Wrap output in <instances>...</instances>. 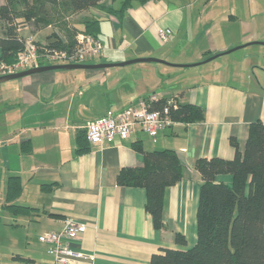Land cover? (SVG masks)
Listing matches in <instances>:
<instances>
[{
	"label": "crops",
	"instance_id": "0c3cea01",
	"mask_svg": "<svg viewBox=\"0 0 264 264\" xmlns=\"http://www.w3.org/2000/svg\"><path fill=\"white\" fill-rule=\"evenodd\" d=\"M120 1L102 3L116 9ZM261 3L147 0L132 2L120 16L95 7L75 14L100 19L103 48L93 63L153 56L190 64L247 42H264V29L256 19ZM157 27L171 28L172 34L162 41ZM40 31L19 29L22 37L43 42ZM57 36L64 38L60 32ZM261 58L264 44L257 42L193 66L55 69L0 85V223L13 230L7 241L12 247L22 242L30 246L26 256L10 252V259L19 254L30 259L22 264H53L48 244L38 235L61 229L68 218L87 224L82 238L71 246L93 258L78 264H149L151 255L163 247L190 248L197 239L202 183L195 162L200 157L233 158L235 149L242 151L245 145L249 124L264 122ZM152 93L198 105L204 109V120H174L155 136L135 127L128 138L116 136L103 144L87 140L86 149L77 150L87 119L121 110ZM157 149H174L182 163L181 178L164 189L160 228L146 210V189L117 184L122 168L143 166L144 152ZM12 175L21 185L14 203L32 207L27 212L4 207ZM216 180L231 184L232 176L218 174ZM22 227L21 234L14 232ZM177 233L185 236V243L176 241Z\"/></svg>",
	"mask_w": 264,
	"mask_h": 264
},
{
	"label": "trees",
	"instance_id": "16d2710c",
	"mask_svg": "<svg viewBox=\"0 0 264 264\" xmlns=\"http://www.w3.org/2000/svg\"><path fill=\"white\" fill-rule=\"evenodd\" d=\"M102 1L3 0L0 4V62L13 63L17 53L23 49L24 37L19 33L20 26L28 25L35 32L49 23L57 25L56 21L60 19L63 22L62 16L69 12L72 14L89 7L120 16L132 2L147 0H121L116 9L107 7ZM80 24L72 28L66 21L59 24L66 38L56 37L49 41L48 46L69 49L74 45V36L78 31L98 37L100 19L84 17ZM44 64L50 63L38 61L34 66ZM165 105L166 99L152 104L155 108ZM169 108L171 118L176 121L189 123L204 120V109L196 104L178 102L177 108ZM77 140V150H85V131ZM144 157L143 166L122 168L117 175V184L146 189V210L150 212L154 226L160 228L164 226V189L181 178L182 163L174 149L146 151ZM195 168L202 177L196 212V242L187 249L163 247L151 255L149 264H264V122L256 119L249 124L245 145L242 151L235 149L233 158L200 157L195 162ZM218 174H231V184L216 180ZM20 190L19 178L9 176L4 207L13 213L27 212L32 208L14 203ZM175 239L179 243L186 241L180 233ZM11 259L10 264L30 260L19 254H14Z\"/></svg>",
	"mask_w": 264,
	"mask_h": 264
},
{
	"label": "built area",
	"instance_id": "2783aa9c",
	"mask_svg": "<svg viewBox=\"0 0 264 264\" xmlns=\"http://www.w3.org/2000/svg\"><path fill=\"white\" fill-rule=\"evenodd\" d=\"M156 30L162 41L172 34V29L168 27H157ZM74 40V45L69 49H60L50 48L48 43L38 44L31 36H26L23 49L17 53L16 60L11 64L0 62V74L27 69L38 61L50 64L87 63L98 57L102 51V41L91 34L78 31ZM159 101L157 93L140 96L136 104H130L118 111L108 110L99 117L87 119L81 127L87 140L93 144L109 143L116 136L128 138L135 127L155 136L159 129L168 127L174 121L170 116L169 106L174 109L178 106V102L171 97L166 99L164 107H152L153 103ZM86 228L85 222L68 218L61 229L40 233L38 240L48 244L53 264H78L93 258V255L71 246L72 241L82 238Z\"/></svg>",
	"mask_w": 264,
	"mask_h": 264
},
{
	"label": "rangeland",
	"instance_id": "374dc122",
	"mask_svg": "<svg viewBox=\"0 0 264 264\" xmlns=\"http://www.w3.org/2000/svg\"><path fill=\"white\" fill-rule=\"evenodd\" d=\"M230 1H232V0H225V4L227 2H230ZM260 1H262V3H261V5L258 8L259 12L257 13L256 19L261 22L260 27L264 29V3H263L264 0H260ZM90 17H95V16H90ZM62 18L64 20L63 22L66 21L71 28L73 27V25L80 26L81 25L80 21L84 20V17L83 18H81V17L80 18H78V17L76 18V14L75 13L71 14L70 12L65 14V16H62ZM60 20L56 21V22H58L57 25H51L50 24L51 27L48 26V25L41 26V27H43V29L41 28V31L39 32V36H40V39L43 42H40V43H46L48 41L49 37H53L55 39L56 37H58L57 33L59 34V32L62 35H64L62 29L60 28L61 26L59 25V24H62L63 22H60ZM17 21H19V20H17ZM54 26H58L57 27L58 31H56ZM26 27H28L29 29L32 30V28L30 26H28V25L27 26H25V25L20 26L21 29L22 28H26ZM64 38H66V37H64ZM220 57H225V54H224V56L222 55ZM257 60H258V58L254 59L253 63H254L255 66H258V64H260V63L256 62ZM93 61L94 60L88 61L87 63L93 62ZM263 61H264V59L261 58V62H263ZM137 65H140V66L144 65V66H148V67L151 66V65L152 66H157V65L158 66L159 65L163 66V64L154 63V62H150V63L135 62V63H131V64H127V65L121 66V67L118 66L117 68L118 69H122V70L123 69L128 70L129 68L136 67ZM0 75H4V74H0ZM14 81L15 80H8V82L7 81L0 82V85L4 86V85H7V83H12ZM22 230H23V227L18 229V230H15L14 232L21 234ZM9 232H13V230L10 229V226H8L5 222L0 223V264H10L11 263V259H10V254L11 253L10 252H20V254L24 255V254H28L29 251H30V246L27 245L26 242H22V244L17 246V247H12L11 242H7L9 240V238H8ZM24 256H26V255H24Z\"/></svg>",
	"mask_w": 264,
	"mask_h": 264
},
{
	"label": "water",
	"instance_id": "95a60500",
	"mask_svg": "<svg viewBox=\"0 0 264 264\" xmlns=\"http://www.w3.org/2000/svg\"><path fill=\"white\" fill-rule=\"evenodd\" d=\"M262 43L264 42L261 41H253V42H247L238 46H235L233 48L227 49L226 51H223L221 53H218L216 55L210 56L201 62H196V63H190V64H176V63H170L164 59L158 58V57H153V56H147V57H135L132 59H128L125 61L121 62H98V63H58V64H44V65H35L32 67H29L27 69L14 72V73H9V74H4L0 75V82L12 80V79H17L26 75H30L33 73H39V72H44L48 70H55V69H91V68H107V67H114V66H123L126 64H131L135 62H155V63H163V64H168L172 66H193V65H198L199 63H203L206 61H209L218 55H221L223 53H229L233 50H236L237 48L243 47L245 45H248L250 43Z\"/></svg>",
	"mask_w": 264,
	"mask_h": 264
}]
</instances>
